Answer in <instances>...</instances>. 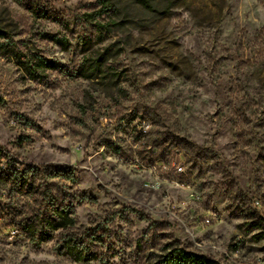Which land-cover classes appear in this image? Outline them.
<instances>
[{"label":"rangeland","instance_id":"rangeland-1","mask_svg":"<svg viewBox=\"0 0 264 264\" xmlns=\"http://www.w3.org/2000/svg\"><path fill=\"white\" fill-rule=\"evenodd\" d=\"M44 1L55 16L0 0L1 163L73 170L97 203L79 227L109 223L111 264L169 246L264 264V0H115L97 20L100 0ZM7 202L0 264H95L35 247Z\"/></svg>","mask_w":264,"mask_h":264},{"label":"trees","instance_id":"trees-1","mask_svg":"<svg viewBox=\"0 0 264 264\" xmlns=\"http://www.w3.org/2000/svg\"><path fill=\"white\" fill-rule=\"evenodd\" d=\"M26 1L40 18L56 15L44 0ZM132 1L155 11L151 0ZM99 5L98 11L86 17L97 20L118 12L115 0H100ZM99 68L100 64L92 66V73ZM4 158L0 151V199L4 193L7 212L22 237L37 248L56 241V254L75 263L111 264L118 257L114 231L109 223L79 227L76 208L88 202L97 203L78 191L73 170L53 165L27 166L19 170L12 160L3 165ZM152 264L219 263L179 246H169Z\"/></svg>","mask_w":264,"mask_h":264},{"label":"built area","instance_id":"built-area-1","mask_svg":"<svg viewBox=\"0 0 264 264\" xmlns=\"http://www.w3.org/2000/svg\"><path fill=\"white\" fill-rule=\"evenodd\" d=\"M144 130H145V132H146V130H148V127L144 128ZM177 171H178V172H182V171H183V168H182V167H179V168L177 169Z\"/></svg>","mask_w":264,"mask_h":264}]
</instances>
